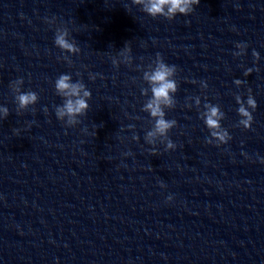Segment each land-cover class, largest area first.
I'll return each mask as SVG.
<instances>
[{"label":"water","instance_id":"water-1","mask_svg":"<svg viewBox=\"0 0 264 264\" xmlns=\"http://www.w3.org/2000/svg\"><path fill=\"white\" fill-rule=\"evenodd\" d=\"M141 7L0 0V264H264V0H201L172 21ZM58 28L80 51L55 45ZM157 54L177 68V125L149 143ZM62 74L92 93L74 126L55 114ZM14 88L37 104L18 113Z\"/></svg>","mask_w":264,"mask_h":264},{"label":"clouds","instance_id":"clouds-1","mask_svg":"<svg viewBox=\"0 0 264 264\" xmlns=\"http://www.w3.org/2000/svg\"><path fill=\"white\" fill-rule=\"evenodd\" d=\"M201 0H133V3L142 6L141 9L144 13L153 19L164 17L172 21L178 15L188 16L194 11V6H198ZM55 20V19H53ZM49 22V21H47ZM67 28H58L55 33V45L65 52L76 53L80 51L69 39ZM121 56L126 59H131V48L127 47ZM115 66V60L112 61ZM177 71L176 66L168 65L165 63L162 56L157 54L155 68L149 73H144V79L149 83L151 88V98L143 106V111L150 114V117L155 121L154 127L151 131L147 132L146 140L149 143L153 142L156 136L167 137L174 126L177 125L175 120H168L165 116V108L173 107V94L177 92V83L172 79ZM250 74V73H249ZM90 79L95 80L94 75H90ZM23 79L15 81L13 85L23 84ZM239 83V81H237ZM55 89L57 95L63 98V104L55 107L56 117L66 122L69 126L79 124L81 121L78 117L85 116L90 108L88 101L92 98V93L88 90L82 81L73 82L72 76L69 74L60 75L55 81ZM16 92L15 100L17 103V112L22 113L27 111L30 107L37 104L39 96L33 91L22 92L19 88H14ZM147 95V92L144 93ZM240 104L238 108V115L241 117L239 124L243 125L246 129H251L253 124L252 113L257 109L258 105L253 97H248V108L244 107L243 101L237 100ZM207 112L205 113L204 122L210 130L211 137L227 144L231 137L228 136L226 131L220 130V119L222 114L216 106L207 105ZM249 108L252 111H249ZM9 109L7 107H0V118L7 119L9 116ZM18 134V133H17ZM219 146V145H217ZM168 149H175L176 144L171 139L168 140ZM126 155H132L131 152ZM171 201V198H170Z\"/></svg>","mask_w":264,"mask_h":264}]
</instances>
